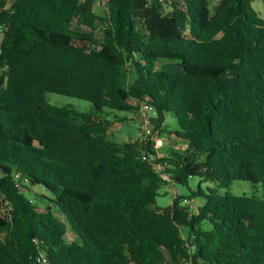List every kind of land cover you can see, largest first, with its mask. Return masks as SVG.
<instances>
[{
	"label": "trees",
	"instance_id": "16d2710c",
	"mask_svg": "<svg viewBox=\"0 0 264 264\" xmlns=\"http://www.w3.org/2000/svg\"><path fill=\"white\" fill-rule=\"evenodd\" d=\"M253 1L102 0L101 16L96 0H0V264H264V193L229 192L234 181L264 185V20ZM49 93L92 111L51 106ZM144 103L150 136L112 140L125 118L109 113ZM166 114L185 148L159 162L173 185L200 182L161 209L166 183L143 157ZM181 199L201 201L182 221Z\"/></svg>",
	"mask_w": 264,
	"mask_h": 264
},
{
	"label": "rangeland",
	"instance_id": "374dc122",
	"mask_svg": "<svg viewBox=\"0 0 264 264\" xmlns=\"http://www.w3.org/2000/svg\"><path fill=\"white\" fill-rule=\"evenodd\" d=\"M102 0H96V6L94 7V11L98 15H103L105 7L104 3H100ZM218 0H212L213 4H215ZM251 9L259 16L260 19L264 20V2L261 0H254L251 3ZM78 24V22L76 23ZM85 31L89 30V27H83L81 26ZM98 27V26H97ZM1 41V36H0ZM170 69H173V67H170ZM130 79L132 77L130 76ZM46 100L48 104L54 107H67L71 108L73 110H76L81 113H89L92 111V106L89 102L84 100L75 99L72 97H67L63 95H57V94H47ZM108 110H104L101 114L102 117H105V114L108 113ZM117 116L119 118H125L121 122H115L113 126L110 128L109 136L112 140L123 143V142H132L140 139L143 133V128L141 126V120H140V111L135 112H128V113H116V112H110L108 117H114ZM152 120V119H151ZM177 129V124L175 121V118L172 114H166L164 118V122L162 123V130L164 132L161 134V138L164 142H167L169 140H172L176 143L174 147H171L169 144L163 145V147L160 149L162 154H168L171 149H173L175 152H180L185 148V143H183L181 140L175 139L173 136H168L167 132L175 131ZM200 182V179L198 178H190L187 182V187L179 186V185H173L171 183H167L163 186H161L159 190V195L156 198L155 205L158 208L165 209L171 206L172 199L181 197V196H188L190 190H195L198 186V183ZM205 184H201V187L203 188ZM42 188L36 187V189H33L31 192L35 195H39ZM43 191V190H42ZM229 192L234 195H261L264 193V185L258 183V184H252L250 182L246 181H234L230 188ZM46 196H48L47 192H44ZM29 200H31L34 204L37 206H43L44 204H47V201L40 198V197H34L31 193L25 192L24 194ZM181 203L183 209H180L177 213V220L182 221L185 216H191L193 213L197 212L198 206L201 204L200 200L197 199H181ZM4 212L3 208L0 205V215H2ZM181 235L184 239L187 237V231L185 229H181ZM66 239L70 240L72 236L67 233Z\"/></svg>",
	"mask_w": 264,
	"mask_h": 264
},
{
	"label": "built area",
	"instance_id": "2783aa9c",
	"mask_svg": "<svg viewBox=\"0 0 264 264\" xmlns=\"http://www.w3.org/2000/svg\"><path fill=\"white\" fill-rule=\"evenodd\" d=\"M139 111L141 126L143 128V133L140 138L146 140L151 134L149 125L151 119L155 117V112L150 105L145 103L141 104ZM163 145H165L163 139L160 136L155 137L153 139V148L155 150V155L148 158L143 157V159L147 160L151 164L153 170L157 173L158 177L167 184L171 183L170 175L165 171L167 169L166 166L163 163L159 162V159L163 156L160 150Z\"/></svg>",
	"mask_w": 264,
	"mask_h": 264
},
{
	"label": "crops",
	"instance_id": "0c3cea01",
	"mask_svg": "<svg viewBox=\"0 0 264 264\" xmlns=\"http://www.w3.org/2000/svg\"><path fill=\"white\" fill-rule=\"evenodd\" d=\"M150 123H154V124H156V121L152 119V120L150 121ZM112 126H113V125H112ZM112 126H111V127H112ZM109 133H110V132H109ZM169 142H170V146H171V147H174V146L176 145V143H172L171 141H169Z\"/></svg>",
	"mask_w": 264,
	"mask_h": 264
},
{
	"label": "water",
	"instance_id": "95a60500",
	"mask_svg": "<svg viewBox=\"0 0 264 264\" xmlns=\"http://www.w3.org/2000/svg\"><path fill=\"white\" fill-rule=\"evenodd\" d=\"M173 143V142H172ZM165 144H169L170 145V142L169 141H167V142H165Z\"/></svg>",
	"mask_w": 264,
	"mask_h": 264
}]
</instances>
